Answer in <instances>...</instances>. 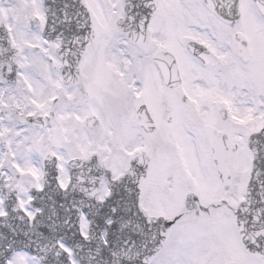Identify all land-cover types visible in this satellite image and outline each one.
<instances>
[{
  "label": "snow or ice",
  "instance_id": "6c2138e0",
  "mask_svg": "<svg viewBox=\"0 0 264 264\" xmlns=\"http://www.w3.org/2000/svg\"><path fill=\"white\" fill-rule=\"evenodd\" d=\"M0 264H264V0H0Z\"/></svg>",
  "mask_w": 264,
  "mask_h": 264
}]
</instances>
